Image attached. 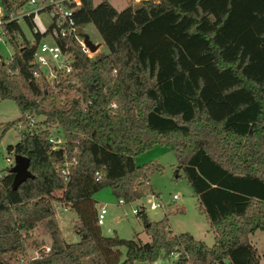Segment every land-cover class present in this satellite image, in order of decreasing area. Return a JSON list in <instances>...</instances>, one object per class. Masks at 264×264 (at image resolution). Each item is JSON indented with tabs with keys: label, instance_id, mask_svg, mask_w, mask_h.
I'll use <instances>...</instances> for the list:
<instances>
[{
	"label": "trees",
	"instance_id": "obj_1",
	"mask_svg": "<svg viewBox=\"0 0 264 264\" xmlns=\"http://www.w3.org/2000/svg\"><path fill=\"white\" fill-rule=\"evenodd\" d=\"M95 1L81 0L78 30L93 24L107 51L89 58L73 37L57 38L71 72L53 83L19 24L3 26L12 55L0 63V100L21 111L3 127L26 128L6 149L28 158L31 177L15 186L13 165L0 176V264H117L119 247L121 264L165 261L173 251L170 264H259L246 236L264 230V0H140L121 10ZM54 127L64 149L49 140ZM153 144L172 150L210 245L172 234L165 216L146 221L147 242L101 234L94 193L109 187L123 202L152 193L149 174L161 167L135 157ZM72 157L65 181L61 167ZM54 200L75 213L77 241L62 240ZM42 221L50 250L27 259Z\"/></svg>",
	"mask_w": 264,
	"mask_h": 264
},
{
	"label": "rangeland",
	"instance_id": "obj_2",
	"mask_svg": "<svg viewBox=\"0 0 264 264\" xmlns=\"http://www.w3.org/2000/svg\"><path fill=\"white\" fill-rule=\"evenodd\" d=\"M108 1L117 10H121L133 2V0ZM41 20L47 24V19L44 15H41ZM21 28L28 38L32 36L26 24L22 23ZM83 35H87L92 42L99 44V48L93 53L94 55L107 51L93 24L87 23L84 25ZM11 53L12 48L0 40V55L8 57ZM20 116L21 111L13 100H0V174H4L11 164L14 163V154L7 151V146L15 144L26 129L21 125L4 129L3 125L17 120ZM53 135L54 137L60 136L58 127L53 128ZM7 157L11 159V162L6 161ZM135 163L137 165L155 163L161 167L160 171L149 174V185L152 190L150 194L159 199L164 206L154 210L149 209V201L153 198L149 196L150 194L145 195L140 200L119 203L112 194L111 189L104 187L93 195L96 201V208L104 207L106 209L104 223L99 226L101 234L104 236L116 234L122 239L147 242L149 241V236L145 232L146 221L157 220L165 216L168 228L172 234L187 232L195 240L210 245L213 241V234L209 230L205 216L198 211L196 195L192 192L182 170L176 167V160L172 150L164 145L153 144L135 157ZM173 194L177 196L175 200L171 198ZM55 200L52 201L54 209L53 219L56 222V227L62 240L68 243L77 241L79 237L73 231L74 220L76 219L75 213L71 212L70 209L64 211L65 204L61 202L60 204L58 203L59 201ZM140 206H143L144 214L133 213V208ZM33 238L40 244L32 246L30 244L32 240L29 238L27 240L26 258L33 256L43 244L51 245V237L45 221L38 224ZM246 238L254 246L259 257V263L264 264V230L256 229L252 233L247 234ZM119 249L121 256L117 264H121L125 257L124 247H119ZM92 261L91 257L86 258L84 259V264H92ZM134 264L149 263L136 261ZM153 264L166 263L158 259Z\"/></svg>",
	"mask_w": 264,
	"mask_h": 264
},
{
	"label": "built area",
	"instance_id": "obj_3",
	"mask_svg": "<svg viewBox=\"0 0 264 264\" xmlns=\"http://www.w3.org/2000/svg\"><path fill=\"white\" fill-rule=\"evenodd\" d=\"M138 1L140 0H133V2ZM80 8L81 0H5V3H0V40L11 47L3 26L12 21H15L20 27L22 23L28 26L27 20H30L32 26L28 27L32 36L28 38L24 32L23 35L35 47L33 63L42 73L43 77L50 83H53L59 75L69 74L71 72L70 54L66 49L67 45L65 44L64 47L61 46L57 42V38L68 39L73 37L80 45L81 51L87 57L92 58L94 55V52H91L84 43L83 27L81 28V32L78 30L80 26L77 20V12ZM41 15L45 16L47 24L43 23ZM36 34L40 35L39 40H36ZM17 39V42L21 43V35H18ZM11 55L12 53L8 57H2L0 55V63L9 64ZM14 72L15 71L9 70L8 74L12 75ZM26 119L30 126L33 125L34 119L32 116L26 115ZM49 140L53 143L54 149H64V139L61 136L54 137V135H52ZM6 161L11 162V159L7 157ZM75 163L76 159L74 157L65 160L63 163L61 174L65 181L69 179L70 168ZM95 174L98 178L100 177L97 172ZM149 196L153 197L149 201V209L154 210L163 208L164 205L159 199H156L152 194ZM171 198L175 200L177 196L173 194ZM118 202L123 203V200H119ZM58 203H60V201ZM63 209L67 211L69 207L65 205ZM138 212L139 207L133 208V213L137 214ZM105 215L106 209L104 207L97 209L96 224L98 226L104 223ZM49 250L50 246L43 244L33 256L27 259L40 258L41 254H45L49 252ZM178 254L179 252L177 251L171 252L168 259L164 262L166 264L172 263V261L177 259Z\"/></svg>",
	"mask_w": 264,
	"mask_h": 264
},
{
	"label": "water",
	"instance_id": "obj_4",
	"mask_svg": "<svg viewBox=\"0 0 264 264\" xmlns=\"http://www.w3.org/2000/svg\"><path fill=\"white\" fill-rule=\"evenodd\" d=\"M84 43L91 52H95L99 44L92 42L87 35H84ZM29 160L27 157L22 155H14V164L10 169V172L14 173V184L15 186L19 185L21 182L26 180L28 177H31V174L28 170Z\"/></svg>",
	"mask_w": 264,
	"mask_h": 264
},
{
	"label": "crops",
	"instance_id": "obj_5",
	"mask_svg": "<svg viewBox=\"0 0 264 264\" xmlns=\"http://www.w3.org/2000/svg\"><path fill=\"white\" fill-rule=\"evenodd\" d=\"M13 145V144H12ZM260 264V263H259Z\"/></svg>",
	"mask_w": 264,
	"mask_h": 264
}]
</instances>
